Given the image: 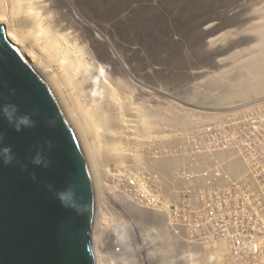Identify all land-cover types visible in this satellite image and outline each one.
I'll use <instances>...</instances> for the list:
<instances>
[{
  "label": "rangeland",
  "instance_id": "374dc122",
  "mask_svg": "<svg viewBox=\"0 0 264 264\" xmlns=\"http://www.w3.org/2000/svg\"><path fill=\"white\" fill-rule=\"evenodd\" d=\"M133 1L134 0H125L126 4H120V0H110V2L109 0H69V4L72 5V8H74L76 13L81 9L84 14H92L95 17H102L101 19H103L104 21L107 20L106 17L109 16V14L110 16H114L113 24L115 25V31L118 30L116 32L120 33V35L115 33L117 34V38H119L120 40L124 39L126 43L136 46H140L139 43H141V41L143 42V46L145 49V55L143 58L145 59L142 58V61L145 67L149 64L150 66H152V69H145L144 75L135 74L134 68L132 69L133 73H130L131 76L126 75V72L123 70L118 72L120 77L129 78L135 85L139 84L137 83V80H139V78L143 80V78H145V75V79L148 80L154 79L155 74L156 76H158L159 84L157 86L152 85L151 82H148V80L144 82V85L139 84L140 87L144 88V92H146L145 94L143 93L142 96L139 95L135 90L137 98H147L144 99L145 102L139 99L140 102L137 106L139 108L137 110V115H139V117H142L145 121L146 119L150 118V114L154 116L158 114V116H161L159 115L160 111L162 112V115L164 114V116L166 114H170L171 116L175 114L173 116L175 117L177 114L175 118L180 119L179 123L181 124L179 127H174L170 132L171 127L165 125L168 124V119L166 117H163L165 124L162 131L163 137H166L167 141L163 142L165 139H163L162 137L160 138L161 135L159 136L157 135L158 133H155V135L157 136V138H155L156 136L154 137L156 139L155 142L148 143V136L150 134L147 130L150 129L145 128L143 125L142 127H140L139 119H133L135 120L133 123L135 125L137 124V127L139 129V131L137 132L139 134L138 137H140V139L142 140V145H140L137 151L139 152L142 165L145 164V166H147V168L141 167L142 169L140 168V171L138 170V175H136L135 172L137 171L133 169L134 166L130 163H133L132 160L128 163H123V167L118 174L116 171L115 174L112 171V165L108 164L111 163V161H108L110 158H107L102 163H96V168L94 167L95 169H92V171L90 169L96 193V203H98L97 214L93 226L94 234H96L97 237L99 233L100 235H104V231L106 230H124V227L126 230H151V228L154 227L155 230H161L160 232L165 231L166 233H169V231L164 230L165 227L162 226V224L165 226V220H160L159 222V218L157 216H153L152 218L150 216L149 218V215H152V212H149V214L147 215L146 212L149 209H153L154 206L164 205L165 202L167 204L171 203V201L176 198L173 193L174 188H176V186L178 188L179 185H163L165 195L164 198L160 201H158L159 193L155 190V188H153L155 191L153 190L152 192H149V188L147 189V191H145V188L139 190V187L137 188L132 185L133 187H131V192H128L130 195L129 196L126 194L127 192L125 190L127 186L124 188V185H126L125 180L127 179L128 182H131L134 179H138L145 187L143 181L148 179L151 181V175L154 171V167L157 170L158 168L159 170H162L160 173V176L162 178L171 177V180L169 179L168 181L171 183V175L173 174L174 170H176V168L181 165L186 168H181V170L179 171L181 173L183 171L182 174H179V180H182L185 183L186 181H189L190 186H195L194 188L198 189L200 193L197 197V205L193 209L192 214L188 217H180L176 220V222L181 225L180 230H196V234H193L194 236L192 240L190 239V237H188V240L195 244V248L193 251V261H195L194 264H253V262L250 261L251 259H247V262L242 263L235 262L229 257L231 253L236 250V247L231 244L241 243V245H243V243L245 242H255L254 245L253 243H251V246H249V248H253V250H256V252L258 251L257 253L259 256L264 253L263 247L258 243L264 242V214L261 213L260 209L254 206V204L252 203L251 200L253 193L252 195H250V191L247 189L248 194H246L245 197L248 196L249 200L241 203L238 202L239 194L237 187H235L230 182L226 183L224 181H221L214 186L209 185L210 187L205 188V185L203 187L201 186V184H203V180L206 179H202L203 171L199 172L201 171V169L200 167L198 168V165L201 166V164H204V160L208 158V155H204L202 152L205 149H212L210 147L213 146V142L211 139V136L213 134L220 133V131H226L228 134V131H249V126L250 124L252 125L251 121H254L255 116L261 117L263 123L260 124V129L264 130V102L256 110H253L251 104H249V100L255 98L256 96H264V92H260L258 94H250L248 96L235 98L226 102L208 103L202 100L204 98L203 96H206L205 92H207V88H204L205 85L203 84V80L206 79V81H212L213 78L215 80H218L217 77H219L220 71L223 68H218L219 62L220 65H226L229 67L233 64L232 61L236 60L237 62H240L242 61V59L246 58V55L244 54L242 49L249 48L254 43V33H250L248 31L249 26L252 25L250 24V19L249 21H247V18L246 20L243 19L245 20V23H241V21H239V10L237 11V9L234 7L236 5H239V3H241V0H148V2L150 1L151 4L146 2L147 0H142L143 9L141 8L139 10L138 8L134 10L131 4L129 5L131 6L129 8L128 4L132 3ZM151 1H155V4ZM81 2L82 6L80 7ZM116 3L118 5L117 7L119 8L115 6ZM152 4L155 6V8ZM248 5L250 4H247V8L245 11V8L241 10L240 16L245 12L248 13L249 9L251 11L252 6ZM121 6H123L124 8L128 7L130 10L126 8V11V9L124 10V8ZM220 6L221 8H219ZM62 7L63 10L64 8H67L64 11L69 12L71 10L66 6ZM120 8L122 9V11ZM150 8L154 9V16H142V18L145 17L146 19H142L140 17L141 24H137L136 20L137 18L139 19L138 16L140 15V13H145ZM121 12L125 15L124 19L123 17H121ZM128 12L131 13L128 14ZM134 12H137V14H134ZM233 13L235 14V16ZM156 14L158 18L155 16ZM73 15L69 14V19L72 22H77ZM120 17L123 20H121ZM135 17H137L136 20ZM88 20L93 22L94 19L88 18ZM142 21L144 24L142 23ZM150 21L152 22L150 23ZM149 25L150 27H148ZM158 26L161 27V29H158ZM235 29H238V32L232 35V30ZM154 30H158V34ZM160 30L161 34H159ZM148 31L150 33L149 36ZM151 31L155 33H152ZM99 33H103L106 36L105 37L103 35H100L101 37L107 38L109 41H113L112 37L108 35L109 31L107 29H99L98 34ZM150 35L153 36L150 37ZM252 35L253 37H251ZM119 36H121V38ZM224 36L225 38L223 39L222 37ZM129 39L131 40L129 41ZM224 40L227 42H225ZM207 41H209L208 46ZM204 45H206V47ZM98 49L101 53L105 55L107 54V49L104 46L99 45ZM203 49H205V51H202ZM216 60L218 62H216ZM221 61L223 63H221ZM100 63L105 65L106 63H108V61L102 59ZM124 64L126 66L129 65L126 61H124ZM170 65L174 66V71L172 70ZM155 67H158V69L155 70ZM167 70L170 71V75H172L173 78H167L165 73ZM187 81H192V83L195 84V93L193 94L192 98H189L187 94L184 96H178L176 92L178 89L179 92L183 93L185 89H188L190 87V92L193 93L194 88L191 85L187 87ZM131 87L132 86H130V88ZM169 88H171L172 90ZM240 104H242L243 106H241ZM154 112L156 113V115ZM80 145L82 146L81 143ZM83 147L82 149L88 162L89 156H87L88 153H85L86 151ZM130 149H134V147L130 146ZM124 152L125 151H121L119 153L124 157L126 155V153ZM190 152L194 153L191 154L194 159V164L191 165L193 166L192 170H190V166H187V160ZM248 154H250V152H248ZM90 155H92V152L90 153ZM213 156L217 160V157L215 155ZM227 157L230 158V160L233 158L232 155H230V157ZM201 158H204V160H202ZM91 159L93 161V157ZM171 160L175 162V166L173 170H167L166 166L171 164ZM120 161H125V157ZM194 167L197 168V171ZM263 167L264 163L259 162L258 168L262 172H264ZM233 169H236V166H233ZM238 169L242 170L243 172L245 170L240 166H238L237 170ZM232 171V173L228 171L226 175L229 176L233 180V183L237 186V179L235 178L236 170ZM109 173H111L112 175ZM198 174H200V178L198 177ZM100 177H103V180ZM210 178H219V176L215 173L213 175H210ZM199 181L200 184L196 186ZM211 188L213 189V193L210 192L206 195V189L211 190ZM142 191L147 192V194L142 195ZM97 195L100 196L98 197ZM209 197H211L212 202H214L212 203V205L209 201ZM137 205H147L148 208L142 209L144 212L142 211L140 214L136 209ZM127 208L131 213L130 216H128V212L127 214H125L123 211ZM212 208H215L216 211ZM213 212H215L216 214L211 215L213 214ZM144 215H146L145 218ZM153 218H155V221L153 220ZM128 219L130 220V225L128 224V222H126ZM153 221L154 225L150 227V222L152 224ZM122 222L125 223V226ZM122 225L123 227H121ZM132 226H134V228L136 229H133ZM145 233L149 234L147 237L150 239L151 244H153L155 233L149 231ZM172 237L173 236H171V238ZM172 240H174V238ZM177 241L179 242L178 239ZM175 242L176 240H174V243ZM176 243L174 244L172 250V252H174V261H177V258L179 256V253L175 252L177 247ZM214 244H217L218 246ZM156 245V247L159 248V245ZM257 245L258 247H256ZM227 248L231 249L227 250ZM210 251L212 252V254H209Z\"/></svg>",
  "mask_w": 264,
  "mask_h": 264
},
{
  "label": "bare ground",
  "instance_id": "6f19581e",
  "mask_svg": "<svg viewBox=\"0 0 264 264\" xmlns=\"http://www.w3.org/2000/svg\"><path fill=\"white\" fill-rule=\"evenodd\" d=\"M146 2H148V0ZM117 3L115 4L116 7L118 6ZM122 3L126 4L125 0H120V4ZM142 3H143L142 0H134L132 3L129 4L127 2L128 6L131 4L134 10H136L137 8L138 10L141 9L143 6ZM148 3H150V1ZM152 3L155 4V1ZM246 3L250 4L248 6H252L251 11L249 9L248 13L245 12L243 15L240 16L241 10L245 8L244 9L245 11L247 8ZM61 5L66 6L71 10L69 12L64 11L67 8H64L63 10V7ZM81 6H82V2L80 3V7ZM131 6H129V8ZM126 8H124V10ZM151 8L145 13L142 11L143 13H140L141 16L140 15L138 16L139 19L135 17V20L137 18L136 20L137 24H141L140 20L142 16H149V17L154 16L153 15L154 9ZM219 8H221V6ZM234 8H236L237 11L239 10L238 17H240L239 21H241V23H245L246 18L247 21H249L250 19L251 22L250 24L252 25L248 24L250 25L248 31L250 33H254V39H253L254 43L249 48L242 49V51L246 55V58L242 59V61L237 62L236 60H234L232 61L233 64L230 65L229 67L226 65H220L219 62L218 68H222V67L223 68L220 71L219 77H217L218 80H215L214 78L212 79V81H206V79L203 80V84L205 85L204 88L205 87L207 88L206 89L207 92H205L206 96H203L204 98L202 97L203 98L202 100H204V102L205 101L208 103L226 102L235 98L248 96L250 94H258L260 92H264V0H249V1L241 0V3H239V5H236ZM130 13L128 12V14ZM69 14L70 15L74 14L73 16L75 17L77 22L74 21L72 22L69 19ZM120 14L121 17H123L124 19L125 18L124 13L121 12ZM134 14H137V12H134ZM155 16L157 17V14ZM88 18H93L94 19L93 22L88 20ZM101 18L102 17L99 16L95 17L92 14H84L81 9L76 13L74 8H72V5L69 4V0L68 2L67 0H0V23L5 25L6 33L10 41L27 58V60L31 63V65L39 73V75L42 76V78L49 85V87L57 97L66 118L68 119L72 129L74 130V133L76 134L78 140L82 144V147L84 146L83 148H85L86 151L85 153H88L87 156H89L88 159L89 169H91L92 171V169L96 168L95 167L96 163L98 164L102 163L107 158H110L108 161H111V163L108 164H111L112 171L115 174L116 172L118 174L123 167V163L125 162L128 163L132 160L133 163L132 162L130 163L134 166L133 169L137 171L135 173L136 175H138L139 174L138 170L141 167L147 168V166H145V164L142 165L139 152L137 151L140 145H142L141 143L142 140L140 139V137H138L139 134L137 132L139 131V129L137 127V124L135 125L133 123L135 121L133 119L135 118L139 119L140 127H142L143 125L145 128L150 129L147 130L148 133L150 134L149 135L150 137L148 136V143L155 142L156 140L155 138H157L155 133L156 134L158 133L157 135L159 136L161 135L160 138L162 137L163 139H165L163 142L167 141L166 140L167 138L163 137L162 129L165 124L163 117H166L168 119L167 120L168 124L165 125L171 127L170 132L174 127L175 128L179 127L181 123H179L180 119L175 118L177 114L175 117H173L175 114L173 116H171L170 114H166L164 116V114L162 115L161 111L159 113V115L161 116H158V114L156 115V113L154 112L156 116L150 114V118L146 119L145 121L143 120L142 117H139V115H137V110L139 109L137 106L140 102L139 99L141 98L136 97L135 90L141 96L143 93L145 94L146 92H144V88L140 87L139 84L144 85V82L148 79H145L146 75L145 78H143V80L140 78L139 80L136 79L137 83L139 84L135 85L129 78L120 77L118 72L123 70L126 72V75L131 76L130 73H133L132 69L134 68L135 74L144 75L145 74L144 70L145 69L151 70L152 66L148 64V66L145 67V65L143 64L142 58L145 55V49L142 41L141 43H139L140 46H136L126 43L124 39L120 40L116 36L117 34L120 35V33H117L116 31L118 30L115 31L114 28L115 26L113 24L114 16H110L109 14V16L106 17L107 20L105 21ZM144 18L145 17H143L142 19ZM123 19L121 18V20ZM151 22L152 21H150V23ZM159 26L158 29H161V27ZM148 27H150V25ZM99 29H103V30L107 29L109 31L108 35L112 37L113 41L112 40L109 41L107 38L101 37L100 35L103 36L105 35L103 33L98 34ZM154 31L157 32L158 30H154ZM232 32H233L232 35H234L238 32V29L232 30ZM149 34L150 33L148 31V36ZM159 34H161V30ZM151 36L153 35H150V37ZM225 36L222 38L224 39ZM119 37L121 38V36ZM251 37H253V35ZM130 40L131 39H129V41ZM208 42L209 41H207V46H208ZM99 45L104 46L107 49L106 55L100 52V50L98 49ZM204 46L206 47V45ZM202 51H205V49H203ZM102 59L107 60L109 64L108 63H106L105 65L101 64L100 62L102 61ZM124 61H126L130 66L129 65L126 66L124 64ZM216 62L218 61L216 60ZM221 63L223 62L221 61ZM170 67L172 68L173 71L175 70L174 66L170 65ZM156 69H158V67H155V70ZM165 73L167 78H173V76L170 75V71L167 70ZM148 82H151L152 85L157 86L159 84L158 76H156L155 74L154 79H150L148 80ZM190 85L193 86L194 88L193 93L190 92V87H189ZM130 86L132 87L130 88ZM186 86L189 88L185 89L183 93L179 92L177 89L176 91L177 95L184 96L187 94L189 98H192L193 94L195 93V84H193L192 81L191 82L187 81ZM144 99L147 98H142L141 100L145 102ZM130 146L134 147V149H130ZM121 151H125L124 153H126V155L124 156L125 161L123 162L120 161L121 159L124 158L119 153ZM91 152L92 155H90ZM92 157H93V161L91 159ZM202 165L203 164H201V166ZM174 166H175V162L171 160V164L167 165L166 168L167 170H173ZM190 167H191L190 170H192L193 166ZM199 167L200 166L198 165V168ZM236 168H238V166ZM195 169L197 171V168ZM229 172L232 173L233 171L230 170ZM200 174H198V177ZM151 177L153 178V179L151 178L152 183L161 184V179L158 176L155 167ZM164 179L171 180V177ZM125 181H126L125 182L126 185H124V188L127 186L125 188L127 195H129L132 189L131 187L133 186L137 188L139 187L140 190L145 188V191H147L146 187H144L142 185V182L139 181L138 179H134L131 182H128V179ZM153 190L154 189L151 190L149 189V192H152ZM141 207H142L141 209L148 208L147 205H143V206L141 205ZM127 209L123 211L125 214H127L128 212L129 213L128 216H130L131 213L129 209L128 210ZM128 220L126 222H128V224L130 225V220L129 221ZM153 220L155 221V218H153ZM154 221H153V225H154ZM123 224L125 226V223ZM121 227H123V225ZM132 227L133 229H136L134 228V226ZM153 228H151L149 232L155 233L154 236L155 238L153 241L154 244L159 245L158 248L159 250L157 251V254L153 259V261L151 262V264H172L176 262V260L174 261L173 258L174 252H172L173 246L176 243V242L174 243V240H172L173 237L171 238L170 234L166 233L165 231L160 232L161 230H155V228L154 229ZM123 229L126 230L125 227ZM143 236L145 237L144 234ZM145 243L146 242L144 241V244ZM239 244L241 245V243ZM263 244L264 243H262L261 246ZM256 247H258V245ZM228 249L231 248H227V250ZM95 251L96 252L98 251L97 247H95ZM210 253L212 254L211 251L209 252V254Z\"/></svg>",
  "mask_w": 264,
  "mask_h": 264
},
{
  "label": "water",
  "instance_id": "95a60500",
  "mask_svg": "<svg viewBox=\"0 0 264 264\" xmlns=\"http://www.w3.org/2000/svg\"><path fill=\"white\" fill-rule=\"evenodd\" d=\"M4 103L35 124L17 132L0 118V147L13 153L11 164L0 162V264H96V197L84 152L57 97L0 23Z\"/></svg>",
  "mask_w": 264,
  "mask_h": 264
},
{
  "label": "built area",
  "instance_id": "2783aa9c",
  "mask_svg": "<svg viewBox=\"0 0 264 264\" xmlns=\"http://www.w3.org/2000/svg\"><path fill=\"white\" fill-rule=\"evenodd\" d=\"M264 102V96H256L255 98L249 100L253 110H256ZM243 106L242 104H240ZM239 105V106H240ZM240 106V107H241ZM249 131H223L211 136L213 146L211 150H204L202 153L208 155V158L205 161L203 166H200L202 173L203 184L201 186L205 188L214 186L221 181L226 183H232L238 189L239 200L238 202L243 203L248 201L249 197H245L247 189L252 195V203L254 206L260 209V212L264 214V172L260 171L258 168V163H264V130L260 129V124L263 123L261 117L255 116L254 121H251ZM250 152V154H248ZM192 152L189 153L187 166L193 165V156ZM215 155L217 157L213 158ZM232 155L233 158L230 160L227 156ZM175 156V155H174ZM219 157V158H218ZM252 157V158H251ZM180 158V157H178ZM213 158V159H211ZM221 162V164H220ZM217 165V166H215ZM232 166H240L245 170L233 169ZM183 166L179 165L172 174V182L169 183V179H164L160 176L161 169L157 170L159 177L161 179V184H154L149 179L144 180L146 189H153L159 193V200H162L165 195V190H163V185H179L178 188H174V195L176 198L167 204L154 206L153 209H149L146 214L152 212L153 215L157 216L159 220H165V227L176 240V253H179L177 261L174 264H194L193 261V251L195 244L188 240L193 239V234H196V230H180L181 225H179L176 220L180 217L189 216L192 214L193 209L197 205L199 190L191 187L190 182H183L179 180L178 175ZM196 168V167H194ZM264 169V167H263ZM230 170H237L235 173V178L237 179V186L233 183V180L227 176V172ZM206 171V174H205ZM219 171V173H218ZM219 178H210V175L215 174ZM207 176V177H204ZM197 178V177H195ZM225 179V180H224ZM200 184V181L197 185ZM161 185V186H160ZM140 190V188H138ZM210 192L213 193V189H206V195ZM142 195L147 194V192L142 191ZM209 201L212 203V198L209 197ZM196 203V204H195ZM137 209L142 211L141 205L136 206ZM215 209V208H212ZM216 211V209H215ZM213 212L211 215H215ZM162 224V223H161ZM136 230H113L110 243H103L98 256V264H147L145 257H148L153 252H156V244H151L150 239L140 240L136 236ZM179 242L177 241V239ZM144 241L146 242L144 244ZM258 242V241H256ZM251 243L245 242L243 245L231 244L234 245L237 249L231 253L229 256L235 262H247V259L253 264H264V253L260 256L256 253L255 250L249 248ZM262 244L264 242H258ZM264 248V245H262ZM255 256V257H254ZM254 257V258H253ZM245 260V261H244Z\"/></svg>",
  "mask_w": 264,
  "mask_h": 264
},
{
  "label": "clouds",
  "instance_id": "9594fccd",
  "mask_svg": "<svg viewBox=\"0 0 264 264\" xmlns=\"http://www.w3.org/2000/svg\"><path fill=\"white\" fill-rule=\"evenodd\" d=\"M0 118H3L4 120H6L14 128V130L17 132H20L24 128L33 127L35 124V121L32 119V115L27 113V112L21 113L19 106L14 104V103L0 104ZM0 139H2V137H0ZM85 158H86V156H85ZM12 160H13V153H12L11 146L0 147V162H2L3 164H11ZM86 161H87V159H86ZM33 163L47 167V163L44 162L40 156H36L33 159ZM32 178L35 179L34 176ZM93 185H94V183H93ZM94 192H95V188H94ZM95 197H96V193H95ZM57 198L62 199V194H57ZM136 209H137V207H136ZM137 210L141 214L142 211H140L139 209H137ZM95 214H97V203H96V213ZM146 215H145V217H146ZM150 216L152 218L155 215H153V214L149 215V218H150ZM95 218H96V216H95ZM158 221L160 222L159 219H158ZM152 225H153V223L151 224V222H150V227H152ZM162 226L165 227L163 224H162ZM164 230H167L166 227ZM112 231L113 230H106L104 235L98 234V237L96 238V235L94 234V229H93L92 241H93V250H94L96 264H98V256H99L100 252H102L101 247H102L103 243H110L111 242ZM136 231H137L136 236L138 239L140 238V240H144V239L148 238L147 236L149 234H145V232H148L149 230H136ZM143 233H144L145 237L143 236ZM95 242H96V245H95ZM95 247L98 248L97 252L95 251ZM157 251H158V248H157L156 252H153L148 257H145L147 260V264H151V262L153 261V259L155 258L156 254H157Z\"/></svg>",
  "mask_w": 264,
  "mask_h": 264
}]
</instances>
